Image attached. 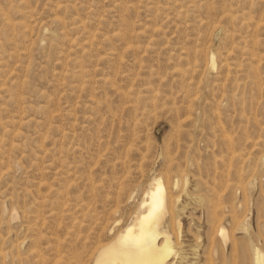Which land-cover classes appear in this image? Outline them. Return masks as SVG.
Listing matches in <instances>:
<instances>
[{
	"label": "rangeland",
	"instance_id": "374dc122",
	"mask_svg": "<svg viewBox=\"0 0 264 264\" xmlns=\"http://www.w3.org/2000/svg\"><path fill=\"white\" fill-rule=\"evenodd\" d=\"M154 176L172 264L264 262V0H0V264H90Z\"/></svg>",
	"mask_w": 264,
	"mask_h": 264
},
{
	"label": "bare ground",
	"instance_id": "6f19581e",
	"mask_svg": "<svg viewBox=\"0 0 264 264\" xmlns=\"http://www.w3.org/2000/svg\"><path fill=\"white\" fill-rule=\"evenodd\" d=\"M113 34L117 35V33ZM12 147H14L13 143ZM148 186L149 188L139 203L143 211L136 214L130 224L119 229L113 236L111 235L112 237L107 242L96 245L98 247L92 253V259L88 257V262L91 260L90 264H172L170 261L176 254V246H174L173 234L165 219L169 212L168 202L172 203L173 199L169 198L167 186L161 177H152ZM253 250V264H264L261 252L255 248Z\"/></svg>",
	"mask_w": 264,
	"mask_h": 264
}]
</instances>
